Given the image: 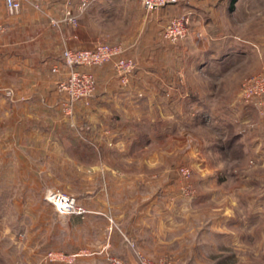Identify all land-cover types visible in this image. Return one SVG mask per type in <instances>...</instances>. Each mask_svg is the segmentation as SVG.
Segmentation results:
<instances>
[{
    "label": "rangeland",
    "instance_id": "1",
    "mask_svg": "<svg viewBox=\"0 0 264 264\" xmlns=\"http://www.w3.org/2000/svg\"><path fill=\"white\" fill-rule=\"evenodd\" d=\"M102 2L91 0L83 10L78 0L77 9L84 12ZM193 6H206V15H213L208 38L224 36L236 48L222 72L213 67L201 91L190 89L198 75L187 76L183 69L190 66L193 50L185 57L179 53L184 46L194 48L189 34L200 11ZM166 8L170 20L189 14L190 23L184 38L165 40L172 45L166 66L176 71L165 98L188 101L197 93H213L216 112L230 110L233 119L175 122L165 150L156 143L120 151L111 146L104 153L95 144L84 154L80 136L88 124L83 118L91 116L96 92L106 84L98 69L107 66L115 77L116 72L109 63L91 68L95 95L90 105L79 102L72 110L56 83L64 114L77 117L74 153L66 163L61 158L60 171H42L41 185L29 179L28 187L19 179L3 185L0 164V264H140L139 256L153 264H264V0H176L156 12ZM143 11L149 14L143 6L134 13ZM114 19L95 25L107 35L93 46L120 45ZM236 106H246L248 117H237ZM51 191L74 197L82 213L58 212L47 198ZM148 201L154 206L147 207Z\"/></svg>",
    "mask_w": 264,
    "mask_h": 264
},
{
    "label": "crops",
    "instance_id": "2",
    "mask_svg": "<svg viewBox=\"0 0 264 264\" xmlns=\"http://www.w3.org/2000/svg\"><path fill=\"white\" fill-rule=\"evenodd\" d=\"M77 6L78 0H27L17 14H10L5 0H0V26L4 28L0 33V139H3L0 164L5 186H11L14 179H19L23 187H28L29 179L41 185L42 171H60L61 158L66 163V156L74 153L77 117L64 114V97L56 89L57 81L69 73L62 53L66 48L92 47L102 34L107 35L105 29L100 31L96 26L107 25L114 18L116 41L124 56L139 60L141 67L127 86L120 84L111 68L98 69L107 76L106 84L96 92L91 116L83 118L88 124L80 136L85 143L84 154H89L95 144L104 153L111 146L120 151L154 147L156 143L163 144L165 150L175 122H227L234 117L230 110L222 115L216 112L213 93L208 96L197 93L188 101L168 102L165 98L164 93L171 88L176 73L166 66L172 45L162 38L171 17L168 8L152 15L145 11L139 15L134 11L138 6L142 8L140 2L128 0H103L84 12H79ZM193 7L200 11L189 34L194 48H182L184 42H181L179 53L185 57L193 50L190 66L183 69L187 76L198 75L190 89L201 91L202 82H210L209 72L215 71L214 68L222 72V63L235 57L236 48L234 41L223 39L224 36L219 39L222 42H216L217 37L208 38L207 24L213 15L208 17L206 6ZM69 13L78 18L77 25L67 20ZM92 20L96 24H91ZM136 27L139 39H136ZM212 84L218 86L219 82ZM159 104H164V110H156ZM245 107L236 106L237 117H248L249 110ZM105 138H112V142H106ZM145 204L154 206V201Z\"/></svg>",
    "mask_w": 264,
    "mask_h": 264
},
{
    "label": "built area",
    "instance_id": "3",
    "mask_svg": "<svg viewBox=\"0 0 264 264\" xmlns=\"http://www.w3.org/2000/svg\"><path fill=\"white\" fill-rule=\"evenodd\" d=\"M27 0H5L6 9L10 14H17ZM176 0H141L143 8L153 14L160 8ZM82 9L85 10L91 5V0H81ZM67 20L74 25L78 24V19L68 14ZM190 23L189 14L176 17L164 27L162 37L168 42H174L184 38L188 32ZM2 30V26H0ZM62 60L69 68L67 77L57 82L58 91L67 97V106L72 110L77 103L90 105L96 92L97 81L89 70L104 64H112L120 84L127 86L137 69V62L132 58L124 56V51L120 45L97 44L88 49L66 48L62 53ZM58 70V68H55ZM48 200L55 206L56 210L62 214L82 213V209L77 200L64 193L51 191L47 196ZM140 264H153L149 260L139 256Z\"/></svg>",
    "mask_w": 264,
    "mask_h": 264
},
{
    "label": "trees",
    "instance_id": "4",
    "mask_svg": "<svg viewBox=\"0 0 264 264\" xmlns=\"http://www.w3.org/2000/svg\"><path fill=\"white\" fill-rule=\"evenodd\" d=\"M235 0H233V2H234Z\"/></svg>",
    "mask_w": 264,
    "mask_h": 264
}]
</instances>
